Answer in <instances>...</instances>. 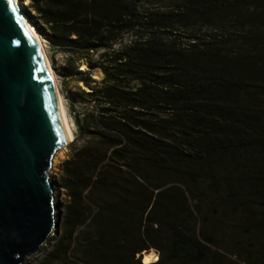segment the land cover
Instances as JSON below:
<instances>
[{"label":"trees","instance_id":"1","mask_svg":"<svg viewBox=\"0 0 264 264\" xmlns=\"http://www.w3.org/2000/svg\"><path fill=\"white\" fill-rule=\"evenodd\" d=\"M29 1L63 82L79 84L65 94L86 108L57 179L56 251L76 264H146L153 249L149 264H225L209 226L230 224L196 226L229 210L246 221L226 251L264 264L237 248L264 235V4Z\"/></svg>","mask_w":264,"mask_h":264},{"label":"water","instance_id":"2","mask_svg":"<svg viewBox=\"0 0 264 264\" xmlns=\"http://www.w3.org/2000/svg\"><path fill=\"white\" fill-rule=\"evenodd\" d=\"M69 145L45 58L15 0H0V264H24L59 231L51 170Z\"/></svg>","mask_w":264,"mask_h":264},{"label":"rangeland","instance_id":"3","mask_svg":"<svg viewBox=\"0 0 264 264\" xmlns=\"http://www.w3.org/2000/svg\"><path fill=\"white\" fill-rule=\"evenodd\" d=\"M175 0H154L152 1V5L155 7H161V6H166L169 7L171 4H173ZM21 5H23V8L25 10V13L29 15V17L31 18V20L33 21V23L36 25V27L39 30L43 45L45 46L47 55L50 59L51 65L55 71V75L59 84V88L63 97V102L65 104L66 110H67V114H68V118L70 121V124L73 128L75 137L78 134L79 128H78V121L77 118L81 117L83 118L84 116V106H82L80 103H75V107H73L72 102H71V98H69V96H67L65 93L69 92V94L72 93H76V91L78 90V82L74 79L68 80L67 82H63V77L61 76L60 72L64 66V57L58 53L53 54V50L51 49L48 40L46 38L45 35V31L42 30L41 27V23L38 22L37 17L35 16L34 12L31 11V9L29 8V4L30 1L29 0H20ZM257 5H263L264 4V0H257ZM256 5V4H255ZM264 26V24H263ZM264 31V28H263ZM126 41L130 40V37H126L125 39ZM52 54L54 56H56V63L54 64L52 62ZM57 68V69H56ZM93 76L95 79L100 80L102 78V74L100 70H94L93 71ZM80 85L83 86V83H81ZM74 137V139H75ZM74 141V140H73ZM71 145V144H70ZM70 145L61 149L55 157L54 160V167L51 170V178L55 183V190H56V201L58 203V209H57V221L60 223V229L59 231H57L56 229H54L52 236L50 237L49 241L45 244L42 245V248L40 250V252H38L37 254H33L32 256L28 257V259L25 261L24 264H76L77 260H75V256L71 255L68 258V256H64V253H59L56 251V249L59 247L60 245V240L63 238L65 229H66V225L63 222V218H64V203L67 199V195L66 192L63 190V188L58 184L57 179L58 176L60 175L61 172V165L62 162L68 158V156L71 153V148ZM193 206H194V202H192ZM261 207H264V204L260 205ZM228 212V213H227ZM225 214H223V216L225 218H230L229 220H218L217 215L216 214V218L213 219H206L204 221V219H200L198 218V222H197V226L196 229L199 230L203 227H206V223H219L221 225L223 224H230L229 229H227L226 231L223 229H220L216 226H209L210 230H215L216 231V242L217 245H212L214 248H217L221 251V253L224 255V263L225 264H245V260L244 259H239L237 258L234 254L229 253L226 251L227 248L230 249H234V241L237 240V236L234 234L235 231L239 232L238 229L239 227L242 229V225H244V222L246 220H244L245 214H243V212L241 211V213H234L231 211H227ZM227 215V216H226ZM240 225V226H239ZM247 234V235H246ZM244 236V234H243ZM248 233H245V236L243 237V242L238 243L237 248L239 250H243L244 248H247L249 250H251L255 255L257 254L258 256L261 255V253L264 251L263 249V243H264V235H262L260 238L259 237H252V239H247L248 237ZM53 251H55L56 256L51 257V253H53ZM151 252H155L159 255V252L156 249H153ZM199 257H204V252H200ZM247 262V261H246Z\"/></svg>","mask_w":264,"mask_h":264},{"label":"bare ground","instance_id":"4","mask_svg":"<svg viewBox=\"0 0 264 264\" xmlns=\"http://www.w3.org/2000/svg\"><path fill=\"white\" fill-rule=\"evenodd\" d=\"M15 2L17 4V6L19 7V10L21 11V14L23 15V17H24V19H25V21H26V23L28 25L29 30L31 31V33H32L37 45L39 46V49H40V51H41L42 55L44 56L45 61L47 63V67H48V70H49V73H50V77H51V80H52V83H53V86H54V89H55L57 102H58V105L60 107V110H61L62 117H63L64 122H65V125L67 127V132H68V135H69V142L71 144L73 142V140H74L75 134H74L73 128H72V126L70 124V121H69V118H68L67 110H66L65 104L63 102V97H62V94H61V91H60V88H59V84H58V81H57V78H56V75H55V71H54V69H53V67L51 65V62H50V59H49V57L47 55L45 46L43 45L39 30L36 27V25L33 23V21L31 20L29 15L25 13V10L23 8V5H21L20 0H15ZM158 257L159 256L156 253L146 254L145 257H144V262L145 263H151L153 260L158 259Z\"/></svg>","mask_w":264,"mask_h":264},{"label":"crops","instance_id":"5","mask_svg":"<svg viewBox=\"0 0 264 264\" xmlns=\"http://www.w3.org/2000/svg\"><path fill=\"white\" fill-rule=\"evenodd\" d=\"M152 253H155V252H147V253L144 254V257H145L146 254H152ZM156 254H157V253H156ZM158 259H159V257H158ZM158 259H155V260H153L152 262H155V261H157ZM152 262H151V263H152ZM146 264H149V263H146Z\"/></svg>","mask_w":264,"mask_h":264}]
</instances>
